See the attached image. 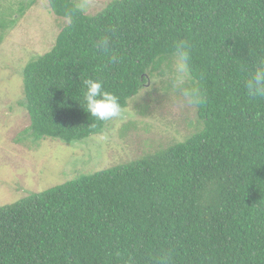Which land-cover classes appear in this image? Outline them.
Here are the masks:
<instances>
[{"label":"trees","instance_id":"trees-1","mask_svg":"<svg viewBox=\"0 0 264 264\" xmlns=\"http://www.w3.org/2000/svg\"><path fill=\"white\" fill-rule=\"evenodd\" d=\"M47 2L67 24L22 71L34 140L102 131L110 120L87 112L84 80L123 112L172 70L178 41L190 59L177 93L202 102L183 141L0 207V264H264V97L247 91L264 61V0H110L92 15Z\"/></svg>","mask_w":264,"mask_h":264},{"label":"rangeland","instance_id":"rangeland-1","mask_svg":"<svg viewBox=\"0 0 264 264\" xmlns=\"http://www.w3.org/2000/svg\"><path fill=\"white\" fill-rule=\"evenodd\" d=\"M72 1L92 15L110 0ZM66 24L50 11L47 0L33 5L29 0H0V207L183 141L190 131L193 107L171 82L173 61L171 71L154 77L99 133L74 143L34 140L28 131L22 71L50 51ZM167 84L173 88L165 92Z\"/></svg>","mask_w":264,"mask_h":264},{"label":"clouds","instance_id":"clouds-1","mask_svg":"<svg viewBox=\"0 0 264 264\" xmlns=\"http://www.w3.org/2000/svg\"><path fill=\"white\" fill-rule=\"evenodd\" d=\"M108 40L100 42L99 47L103 51H108ZM116 57H113L115 60ZM190 59L189 46L184 41L176 43V53L173 65L174 85L179 87L184 85L188 78V62ZM84 107L93 117L101 121L117 118L121 115L122 108L119 99L114 94L105 91L99 80H84ZM247 91L251 96L264 97V61L256 69L252 77L247 81ZM183 95L192 103L202 102V97L196 88H182Z\"/></svg>","mask_w":264,"mask_h":264}]
</instances>
